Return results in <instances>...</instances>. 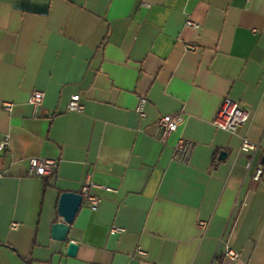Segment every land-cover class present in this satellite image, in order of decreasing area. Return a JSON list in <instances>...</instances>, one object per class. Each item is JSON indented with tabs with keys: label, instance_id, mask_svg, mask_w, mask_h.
Here are the masks:
<instances>
[{
	"label": "crops",
	"instance_id": "obj_1",
	"mask_svg": "<svg viewBox=\"0 0 264 264\" xmlns=\"http://www.w3.org/2000/svg\"><path fill=\"white\" fill-rule=\"evenodd\" d=\"M74 96L83 113L68 110ZM225 99L250 114L236 134L213 125ZM173 114L184 121L162 142ZM7 136L0 264H264V0H0ZM34 158L59 168L30 176ZM88 180L99 209L83 201L68 240L53 239L61 194Z\"/></svg>",
	"mask_w": 264,
	"mask_h": 264
},
{
	"label": "built area",
	"instance_id": "obj_2",
	"mask_svg": "<svg viewBox=\"0 0 264 264\" xmlns=\"http://www.w3.org/2000/svg\"><path fill=\"white\" fill-rule=\"evenodd\" d=\"M251 2L252 0H247ZM187 26L193 29L198 30L200 26L191 21H187ZM187 50L189 51H196L197 47L195 45H186ZM45 98V94L41 91H34L31 96L29 97L28 104L37 111L43 104ZM147 105V100L145 98H141L139 101V105L137 108V112L139 116L144 119L146 117L145 108ZM2 108L11 113L14 108V103L4 101L2 102ZM68 110L83 113L84 106L80 103V99L78 96L72 97L69 105ZM183 117L179 114L173 115H166L160 118L158 121V127L162 131L161 141L166 142L169 135L176 132L180 125L183 123ZM250 121V114L246 110L242 109L238 103L233 102L230 99H225L222 105L221 110L217 114L216 118L213 121V125L223 131L229 132L231 134H236L237 131L248 124ZM10 146V138L7 136L4 141L0 144V151H5ZM243 150L256 152L259 148L257 143H254L247 138H243ZM60 160L59 159H48V158H34L30 161L29 167V175L33 177H39L43 179H49L56 173L57 169L59 168ZM263 172V167L259 166L255 175L254 181H260ZM96 185L88 180L84 183L81 189V196L83 197V201L89 204V207L92 211H97L101 204V199L95 197L91 194V189ZM202 228H205L206 223L200 224ZM17 224H13L12 228L15 229ZM123 232L122 229L119 228H112L111 234H119ZM135 254L140 257H146L147 253L143 251L141 248H137ZM225 256L233 261H237L240 257L239 253L231 247L229 244H226L225 247Z\"/></svg>",
	"mask_w": 264,
	"mask_h": 264
},
{
	"label": "water",
	"instance_id": "obj_3",
	"mask_svg": "<svg viewBox=\"0 0 264 264\" xmlns=\"http://www.w3.org/2000/svg\"><path fill=\"white\" fill-rule=\"evenodd\" d=\"M224 157V154L221 155ZM83 204V197L76 193H63L59 200V215L63 218V222L56 223L52 227V238L59 242L68 240L70 225L74 221L77 213ZM78 246L71 242L68 247V255L75 256Z\"/></svg>",
	"mask_w": 264,
	"mask_h": 264
}]
</instances>
